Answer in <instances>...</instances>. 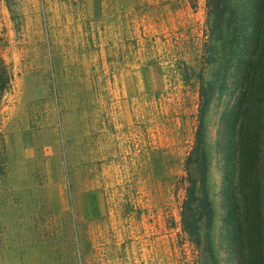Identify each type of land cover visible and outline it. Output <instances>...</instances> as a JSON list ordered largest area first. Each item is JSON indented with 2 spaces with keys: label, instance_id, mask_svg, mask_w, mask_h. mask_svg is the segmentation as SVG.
<instances>
[{
  "label": "rangeland",
  "instance_id": "374dc122",
  "mask_svg": "<svg viewBox=\"0 0 264 264\" xmlns=\"http://www.w3.org/2000/svg\"><path fill=\"white\" fill-rule=\"evenodd\" d=\"M205 20V0H0V264L189 263ZM221 177L215 157L217 200Z\"/></svg>",
  "mask_w": 264,
  "mask_h": 264
},
{
  "label": "trees",
  "instance_id": "16d2710c",
  "mask_svg": "<svg viewBox=\"0 0 264 264\" xmlns=\"http://www.w3.org/2000/svg\"><path fill=\"white\" fill-rule=\"evenodd\" d=\"M205 6L207 72L196 75V125L180 202V226L195 249L188 264H264V0H205ZM10 82L0 52V109ZM215 157L222 173L218 200L211 184Z\"/></svg>",
  "mask_w": 264,
  "mask_h": 264
}]
</instances>
